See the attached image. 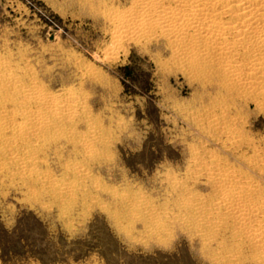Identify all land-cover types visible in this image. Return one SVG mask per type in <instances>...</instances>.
Segmentation results:
<instances>
[{"label": "rangeland", "instance_id": "374dc122", "mask_svg": "<svg viewBox=\"0 0 264 264\" xmlns=\"http://www.w3.org/2000/svg\"><path fill=\"white\" fill-rule=\"evenodd\" d=\"M136 5L0 0V264H264V70L116 37Z\"/></svg>", "mask_w": 264, "mask_h": 264}, {"label": "bare ground", "instance_id": "6f19581e", "mask_svg": "<svg viewBox=\"0 0 264 264\" xmlns=\"http://www.w3.org/2000/svg\"><path fill=\"white\" fill-rule=\"evenodd\" d=\"M139 9L129 16L123 17L118 23L115 36L118 38L132 37L146 34L159 28L161 32L173 41L177 47H182L179 41L186 37H191L194 43L204 46L206 52L219 56L223 54L250 52L257 57L247 66L248 72H252L248 83L252 84L258 80L256 76L262 74L264 70V0H137ZM129 13V12H126ZM192 32V34H191ZM158 37V36H157ZM160 37V36H159ZM119 41V40H118ZM188 42V41H187ZM172 43V44H173ZM175 45V46H176ZM195 45V44H194ZM212 46V48H211ZM174 47V46H173ZM242 47V48H241ZM175 48V47H174ZM190 49V48H189ZM245 49L247 51L241 50ZM196 51V49L194 50ZM204 51H202L203 53ZM233 55V54H232ZM199 56V55H198ZM254 56V55H253ZM252 59V58H251ZM227 60V59H226ZM250 60V59H249ZM240 62V61H239ZM246 62V61H245ZM247 63V62H246ZM233 67V66H232ZM235 67V66H234ZM239 67V66H238ZM202 68V67H201ZM179 69V68H178ZM241 67L235 68L237 72ZM190 71V70H189ZM244 71V70H243ZM246 73V72H245ZM244 75V74H243ZM217 76V75H216ZM260 76V75H259ZM15 77L10 74L6 77V82L13 84ZM239 79V78H238ZM244 80V79H243ZM23 82V81H21ZM27 82V81H26ZM206 82V81H205ZM19 84V82H18ZM25 84V83H24ZM249 86V85H248ZM222 88V87H221ZM227 89V88H226ZM258 90V89H257ZM32 91V90H31ZM226 91V90H225ZM236 91V89H235ZM259 91V90H258ZM257 91V92H258ZM228 93V92H227ZM7 94V93H5ZM226 94V93H225ZM234 94V93H233ZM264 94V93H263ZM31 95V94H30ZM1 96V95H0ZM12 96V95H11ZM260 97V96H259ZM65 98V97H64ZM249 98V96L247 97ZM10 99V98H9ZM250 99L251 96H250ZM12 100V99H11ZM37 100V99H36ZM45 103L51 104L53 100L49 97L42 99ZM71 100V99H70ZM77 100V99H76ZM16 101V100H15ZM35 101V99H34ZM83 101V100H82ZM246 101V100H245ZM23 103V102H22ZM61 103V102H60ZM59 103V104H60ZM37 104V103H36ZM20 106V105H19ZM51 106V105H50ZM38 107V106H37ZM73 107V106H72ZM219 107V106H218ZM79 108V107H78ZM223 108V107H222ZM81 110V109H80ZM63 111V110H62ZM76 113V112H75ZM20 114V112H19ZM38 114V113H37ZM40 114V112H39ZM60 114V113H59ZM58 116V115H57ZM77 116V115H76ZM197 116V115H196ZM82 117V116H81ZM214 117V116H213ZM40 120V119H39ZM7 121V120H6ZM31 121V120H30ZM212 121V120H211ZM45 122V121H43ZM66 123H68L66 121ZM37 124V123H36ZM223 124V123H222ZM66 125V124H65ZM220 126V125H219ZM223 126V125H222ZM213 127V126H212ZM233 127V126H232ZM21 128V127H20ZM36 128V127H35ZM54 128V127H53ZM224 129V128H223ZM234 129V128H233ZM223 132V131H221ZM237 132V131H236ZM246 132V131H245ZM45 135V134H44ZM235 135V134H234ZM63 137V136H62ZM66 138V137H65ZM79 138V137H78ZM51 139V136H50ZM231 140V139H230ZM237 140V139H236ZM53 142V141H52ZM62 142V141H61ZM242 142V141H241ZM240 142V143H241ZM82 143V142H81ZM245 143V142H244ZM237 144V143H236ZM49 145V144H48ZM82 145V144H81ZM243 145V144H242ZM66 146V145H65ZM205 146V145H204ZM236 146V145H235ZM11 147V146H10ZM70 147V146H69ZM232 147V146H231ZM73 149V148H72ZM243 149V148H242ZM50 152V151H49ZM260 152V151H259ZM258 153V152H257ZM77 154V153H76ZM199 156V155H198ZM66 157V156H65ZM195 158V157H194ZM197 158V157H196ZM201 158V157H199ZM223 158V157H222ZM202 159V158H201ZM100 160V159H99ZM197 160V159H196ZM203 160V159H202ZM244 160V159H243ZM195 161V160H194ZM193 161V162H194ZM210 161V159H209ZM219 161V160H218ZM263 161V160H262ZM260 159V162H262ZM215 162V161H214ZM247 162V161H246ZM197 163V161H196ZM199 163V162H198ZM208 163V161H207ZM191 164V163H190ZM216 164V163H215ZM93 165V164H92ZM95 165V164H94ZM197 165V164H196ZM206 165V164H205ZM212 165V164H211ZM210 165V167H211ZM214 165V164H213ZM218 165V164H217ZM194 166V165H193ZM199 166V164H198ZM201 166V165H200ZM207 166V165H206ZM209 166V165H208ZM207 166V167H208ZM227 168V167H226ZM196 169V167H195ZM202 169V167L200 168ZM198 170V169H197ZM226 170V169H225ZM233 170V169H232ZM231 170V171H232ZM200 171V170H199ZM205 171V170H204ZM211 171V170H210ZM198 172V171H197ZM218 172V171H217ZM207 173V172H206ZM209 173V172H208ZM225 175L230 172L224 171ZM232 173V172H231ZM235 173V172H234ZM253 173V172H252ZM213 174V173H212ZM211 174V175H212ZM233 174V173H232ZM201 175V174H200ZM207 175V174H206ZM231 175V174H230ZM229 175V176H230ZM238 175V174H237ZM205 176V175H204ZM221 176V175H220ZM223 176V175H222ZM228 176V178H229ZM255 176V175H254ZM208 177V176H207ZM206 177V178H207ZM232 177V176H231ZM234 177V174H233ZM209 178V177H208ZM213 178V176H212ZM225 178V177H223ZM235 178V177H234ZM238 178V177H236ZM196 179V178H195ZM214 179V178H213ZM244 179V178H243ZM249 179V178H247ZM232 181V180H231ZM230 181V182H231ZM210 182V181H209ZM208 182V183H209ZM212 182V181H211ZM226 182V181H225ZM207 183V184H208ZM252 183V182H251ZM257 183V182H256ZM210 184V183H209ZM219 184V182H218ZM229 184V183H227ZM242 184V183H241ZM244 184V183H243ZM262 184V183H261ZM246 185V184H245ZM250 185V183H249ZM253 185V183L251 184ZM214 187V186H213ZM212 187V188H213ZM244 188V187H242ZM254 188V187H253ZM212 190V189H211ZM230 190V189H229ZM257 190V189H256ZM259 190V189H258ZM263 190V189H262ZM214 191V190H213ZM238 191V190H237ZM212 193V192H211ZM216 193V192H215ZM226 197H232L229 191L224 192ZM223 193V194H224ZM236 193V192H235ZM247 193V192H246ZM260 193V192H258ZM213 194V193H212ZM217 194V193H216ZM104 195V194H103ZM213 196V195H212ZM215 196V195H214ZM222 196V195H221ZM225 197V196H224ZM190 198V197H189ZM193 198V196H192ZM191 198V199H192ZM196 198V197H195ZM237 198V197H236ZM258 198V197H257ZM198 199V198H197ZM196 199V200H197ZM264 200V199H263ZM189 201V200H188ZM207 201H210L207 200ZM192 202V201H191ZM190 202V203H191ZM198 202V201H196ZM235 202V201H234ZM234 202H220L227 208H236L239 212L249 214L250 209L244 205H236ZM239 202V201H238ZM249 202V201H248ZM199 203V202H198ZM212 203V202H211ZM216 203V202H215ZM243 203V202H242ZM121 204V203H120ZM194 204V203H193ZM209 204V203H208ZM114 205V204H113ZM122 206V205H121ZM194 206V205H193ZM199 206V204H198ZM203 206V205H202ZM210 206V205H208ZM218 206V205H216ZM253 206V204L251 205ZM207 207V206H205ZM204 207V208H205ZM215 207V206H213ZM219 207V206H218ZM198 209V208H197ZM208 209V207H207ZM223 209V207H222ZM226 209V208H225ZM253 209V208H252ZM205 211V210H204ZM224 211V210H223ZM228 211V210H227ZM255 211V210H254ZM253 211V212H254ZM256 211L264 213V202L257 206ZM219 212V211H217ZM196 213V212H195ZM214 213V211H213ZM212 213V214H213ZM226 213V212H225ZM237 213V212H236ZM255 213V212H254ZM215 214V213H214ZM251 214V213H250ZM208 215V214H207ZM206 215V216H207ZM211 215V214H210ZM239 215V213H238ZM241 215V214H240ZM252 215V214H251ZM263 215V214H262ZM203 216V213H202ZM201 216V217H202ZM205 216V215H204ZM203 216V217H204ZM209 216V215H208ZM223 216V215H222ZM242 216V215H241ZM245 216V215H244ZM264 216V215H263ZM243 217V216H242ZM190 218V217H189ZM200 218V217H199ZM211 218V217H210ZM216 218V217H215ZM262 218V217H261ZM203 219V218H202ZM201 219V220H202ZM227 219V218H226ZM232 219V218H231ZM239 219V218H237ZM241 219V217H240ZM244 219V218H242ZM241 219V220H242ZM254 219V218H253ZM229 220V219H228ZM248 220V221H247ZM247 223L250 221L247 219ZM207 221V220H206ZM210 221V219H209ZM196 222V221H195ZM253 222V221H252ZM219 223V222H218ZM223 224V222H221ZM229 223V222H228ZM241 223V222H240ZM261 223V222H258ZM196 224V223H195ZM197 225V224H196ZM211 225V223H210ZM220 225V224H219ZM228 225V224H227ZM231 225V224H230ZM238 225V224H237ZM256 225V224H255ZM207 226V225H206ZM245 226V225H241ZM247 226V225H246ZM249 226V225H248ZM253 226V224H252ZM262 226V225H261ZM180 227V226H179ZM199 227V226H197ZM210 227V226H209ZM203 228V226L201 227ZM226 228V227H225ZM231 228V227H230ZM248 228V227H247ZM246 228V229H247ZM250 228V227H249ZM198 229V228H197ZM207 229V228H206ZM218 229V228H217ZM237 229V228H236ZM253 229V228H252ZM203 230V229H201ZM208 230V229H207ZM211 230V229H210ZM227 230V228H226ZM229 230V229H228ZM233 230V229H232ZM250 230V229H248ZM261 230V229H260ZM197 231V230H196ZM199 231V229H198ZM221 231V230H220ZM224 231V229H223ZM222 231V232H223ZM256 231V229H255ZM263 231V230H262ZM261 231V232H262ZM258 232V231H257ZM200 233V232H199ZM248 234V232H246ZM204 234V233H203ZM206 234V233H205ZM233 234V233H232ZM254 234V233H253ZM223 236V233L220 236ZM255 235V234H254ZM216 236V235H215ZM260 236V234H259ZM202 237V235H201ZM228 237V236H227ZM242 237V235H241ZM246 237V236H245ZM261 237V236H260ZM217 238V236H216ZM239 238V237H237ZM244 238V237H243ZM253 238V237H252ZM257 238V237H256ZM259 238V237H258ZM219 239V238H218ZM249 239V238H247ZM260 239V238H259ZM214 240V239H213ZM216 240V239H215ZM232 240V239H231ZM240 241V240H239ZM241 242V241H240ZM243 242V241H242ZM251 243V242H250ZM237 244V243H236ZM242 244V243H241ZM240 244V245H241ZM256 244H254L255 246ZM243 246V245H242ZM241 246V247H242ZM256 248V247H255ZM260 248V247H259ZM257 250V249H256ZM240 252V251H239ZM229 254V253H228ZM258 254V253H257ZM264 254V253H263ZM229 257V256H227ZM233 257V256H232ZM262 259V258H261ZM233 261V260H232ZM237 261V260H236ZM231 262V261H230ZM261 262V261H259ZM263 262V260H262ZM255 263V262H254Z\"/></svg>", "mask_w": 264, "mask_h": 264}]
</instances>
